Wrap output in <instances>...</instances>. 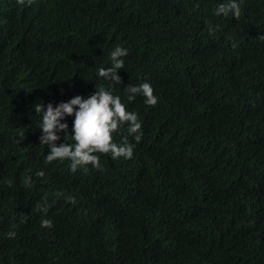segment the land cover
<instances>
[{"label":"trees","instance_id":"16d2710c","mask_svg":"<svg viewBox=\"0 0 264 264\" xmlns=\"http://www.w3.org/2000/svg\"><path fill=\"white\" fill-rule=\"evenodd\" d=\"M227 2L0 0V264H264V0ZM118 45L122 85L97 75ZM101 87L138 114V143L113 134L133 156L49 163L33 105Z\"/></svg>","mask_w":264,"mask_h":264},{"label":"clouds","instance_id":"9594fccd","mask_svg":"<svg viewBox=\"0 0 264 264\" xmlns=\"http://www.w3.org/2000/svg\"><path fill=\"white\" fill-rule=\"evenodd\" d=\"M23 3L24 0H19ZM229 12L234 18L240 15V6L237 0H228L227 3L219 5L216 15L223 14L227 16ZM210 33L213 29H209ZM259 38L264 39V36ZM128 55V50L122 46H116L110 52L111 66L100 68L97 72L99 77L111 81L113 84L122 85L121 77L117 74L119 69L124 68L123 57ZM128 93V100H133L137 95L144 97L145 104L155 106L158 103V97L153 92L152 86L147 83H141L138 86H128L124 89ZM34 111L41 115L39 137L40 144L46 145L48 154L46 160L51 163L54 160L69 159L71 161V170L75 172L78 167L91 165L99 169L101 167L100 157L95 153L110 154L113 159L123 157L130 159L133 156L134 145L129 143L127 137L122 144L113 142V134L118 132L120 127L127 124L128 136H134L138 143L141 139V123L138 114L134 111H127L121 98L113 95L111 89L101 87L95 88L93 94L86 99L77 95L68 102H61L53 107L52 103H35ZM73 126L71 136L74 143H61L57 146V141L61 139L58 132L67 133L68 125L62 123L66 116H73ZM38 177L44 173L38 172ZM26 184H31V178L25 179ZM11 185V182H9ZM40 211L46 212L47 207ZM50 219H42L41 227L51 228ZM15 236L14 232H9L11 239Z\"/></svg>","mask_w":264,"mask_h":264}]
</instances>
